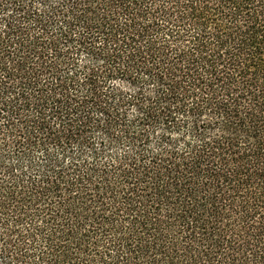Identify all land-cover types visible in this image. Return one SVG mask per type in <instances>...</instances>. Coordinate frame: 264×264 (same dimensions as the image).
I'll list each match as a JSON object with an SVG mask.
<instances>
[{"label":"trees","instance_id":"trees-1","mask_svg":"<svg viewBox=\"0 0 264 264\" xmlns=\"http://www.w3.org/2000/svg\"><path fill=\"white\" fill-rule=\"evenodd\" d=\"M0 264H264V0H0Z\"/></svg>","mask_w":264,"mask_h":264}]
</instances>
